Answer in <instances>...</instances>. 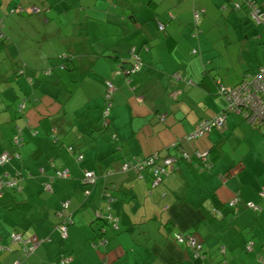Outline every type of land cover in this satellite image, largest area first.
<instances>
[{"label": "crops", "instance_id": "obj_1", "mask_svg": "<svg viewBox=\"0 0 264 264\" xmlns=\"http://www.w3.org/2000/svg\"><path fill=\"white\" fill-rule=\"evenodd\" d=\"M253 1L264 12V0ZM241 2L0 0V64L7 66L0 72V154L19 153L0 166V178L18 177L0 203V264L20 255L8 243L11 233L41 241L21 264H59L61 256L66 264H260L264 131L229 113L222 128L184 139L226 107L218 84L232 87L264 64V22H252L246 8L235 7ZM16 6L41 11L10 13ZM194 9L201 11L196 37ZM29 34L43 42L31 49L22 39ZM60 54L68 58L57 60ZM132 54L142 67L126 82ZM106 81L116 88L104 121ZM17 130L22 143L14 148ZM177 141L190 161L180 160L157 187L148 170L121 169L135 155L173 153ZM205 152L207 167L195 156ZM58 170L67 176L56 177ZM85 171L96 175L93 184L82 183ZM232 199H239L234 208ZM175 233L191 234L202 245L199 256Z\"/></svg>", "mask_w": 264, "mask_h": 264}, {"label": "built area", "instance_id": "obj_2", "mask_svg": "<svg viewBox=\"0 0 264 264\" xmlns=\"http://www.w3.org/2000/svg\"><path fill=\"white\" fill-rule=\"evenodd\" d=\"M241 4L236 3L235 7H244L247 9L249 18L252 20V22L256 24H261L264 22V12L255 4L253 0H241ZM41 9L36 6H29L27 8H23L21 6H16L10 10V13H27V14H34L40 12ZM201 11L200 10H193V32L192 37H196L199 33L198 29V23L200 20ZM158 31L164 30V25L159 23L157 26ZM192 53H196L195 50L192 51ZM64 57V55L60 56ZM130 65L129 67L124 71L127 75V78L125 79L126 82H129L128 77L130 75H134L137 72L140 71L142 67V62L140 59L133 55L130 58ZM173 77L176 79H181V76L178 73L173 74ZM187 84H193L191 80H187ZM115 85L111 81L105 82V92L103 94L104 98V108H103V118L105 121V118L108 116V112L110 110L111 106V93L115 90ZM217 92L222 95L226 99V107L215 117L207 118V119H201L199 120L194 130L191 133H188L184 136V139L187 141H192L200 136H202L204 133H207L211 131L212 129H220L225 124V119L227 114L229 113H237L239 114L242 119L247 122L248 124L257 127L264 131V64L258 68V70L255 73L246 74L244 78L240 81L238 85L235 87H225L222 85H219L217 88ZM141 98H139V101ZM19 108H23V105H19ZM160 121L164 120V116L159 117ZM112 139L115 138L114 135L111 136ZM13 144L19 145L20 139L15 136L13 138ZM176 144V143H175ZM173 144V146H175ZM72 147H68V151L72 152ZM179 150V147H178ZM196 158L200 161L202 165L205 167L210 165V162H208V152L205 153H196ZM12 157L18 158V153L14 152L12 154H9L8 152L4 151L2 154H0V166L8 162ZM77 160L82 159V155H78ZM135 163L126 162L122 165L121 169L123 171L129 169V168H135L138 171H141L144 167H148L153 176L151 178V186L157 187L161 181L162 177H167L170 174L174 173L177 170V162L178 160H184V161H190V155L186 153L184 150H180V152L177 155H167L165 157H161L158 153L151 154L148 158L142 159V158H136ZM6 176V175H5ZM56 177L63 178L67 176L66 170H58L55 173ZM7 177V176H6ZM96 180V175L94 172L91 171H85L82 183L84 185L93 184ZM16 178H7L6 180L0 179V195L2 192V188L4 185L8 187H15L16 186ZM46 187L49 188V184H46ZM88 193V191H85ZM258 195L260 197L264 198V185L260 187V190L258 191ZM164 196V194H162ZM239 202V199H232L229 202V207L234 208L237 203ZM68 202L65 201L61 204L60 211L61 215H63L62 223L58 227L60 235L65 238L66 236V223H69L70 215L66 213V207ZM246 207L251 208L253 210H257L258 207L255 206L252 202H245ZM108 219L112 220L110 216H108ZM115 228H117L116 224H113ZM174 239L180 243H184L190 250L193 252L194 256H199L202 245L196 241V239L188 233H175ZM10 242L11 243H18L22 247V253L24 256L29 255L30 253L34 252L38 246L40 245L41 241L37 240L35 237L25 239L18 233H12L10 234ZM264 247V244H263ZM1 248V247H0ZM5 249L10 252V248L8 246H5ZM245 250L250 251L252 250V242H248L245 245ZM69 258L60 257L59 264H66L68 262ZM258 261L260 264H264V254L259 256ZM12 264H20V260L16 259L12 262Z\"/></svg>", "mask_w": 264, "mask_h": 264}, {"label": "trees", "instance_id": "obj_3", "mask_svg": "<svg viewBox=\"0 0 264 264\" xmlns=\"http://www.w3.org/2000/svg\"><path fill=\"white\" fill-rule=\"evenodd\" d=\"M2 41H3V39H2V35L0 34V43H2ZM62 56V55H61ZM64 59H67L68 58V55H66V54H64V57H63ZM61 59H62V57H61ZM129 65H130V61L128 62V66L127 67H124V71L129 67ZM61 68H65V64H63L62 66H61ZM255 73V72H254ZM131 76V75H130ZM129 76V77H130ZM244 78V77H243ZM242 78V79H243ZM240 82H238L236 85H238ZM219 85H221V84H218L217 85V87H216V90H217V88H218V86ZM236 85H234V86H232V87H235ZM19 105H23V107H24V104L21 102L20 104H18L17 105V108H18V110L19 111H21L23 108H19ZM160 120V119H159ZM105 126L107 127V124H105ZM19 131L20 130H17V133L12 137V139H11V145L14 147V148H17L18 146H20L21 145V143H22V138L20 137V135H19ZM205 134V133H204ZM203 134V135H204ZM15 136H17L19 139H20V144L19 145H14L13 144V138L15 137ZM110 140H114V139H112L111 137H110ZM180 146V142L179 141H177L176 142V144H175V146L174 147H172V150H175V152H173V153H167V154H160V153H158L161 157H165V156H167V155H177L179 152H180V150H183L182 148H180L179 147ZM70 147H72V149H73V146H70ZM178 147H179V150H178ZM73 151V150H72ZM6 152H8L9 154H12V153H14V152H17L16 150H13V151H11V152H9V151H6ZM209 152H216V153H219V150H217V148H214V149H211ZM18 153V152H17ZM150 155H148V156H146V157H137L136 155L135 156H132L130 159H128V160H125L126 162H133V163H135L136 162V158H142V159H145V158H148ZM18 157H19V153H18ZM12 158H14V157H12ZM11 158V159H12ZM180 161V159L178 160V162ZM126 162H124V163H126ZM177 162V163H178ZM4 165V164H3ZM3 165H1V166H3ZM178 169V168H177ZM145 170H148L149 172H150V176H151V178H152V176H153V174H152V172H151V170L148 168V167H144L143 169H141V171H145ZM177 171V170H176ZM7 176V175H6ZM4 176L3 178H0V179H3V180H6L7 178H16V180L18 181V177L17 176ZM163 178L164 177H162V181H163ZM17 181H16V185H17ZM162 181H161V183H162ZM160 183V184H161ZM159 184V185H160ZM16 188V186L15 187H8V186H6V185H4L3 186V188H2V192H1V195H0V203H1V201L4 199V194H5V192H6V190L7 189H15ZM162 194H164L165 195V193H162ZM161 194V195H162ZM16 206V203H13V204H10V205H5V207L4 208H7V207H15ZM12 234V233H11ZM8 240H9V245H11V242H10V234H9V236H8ZM248 243V242H247ZM246 243V244H247ZM16 244H18V243H16ZM245 244V245H246ZM8 245V247L10 248V252H12L13 251V249H12V247L11 246H9ZM19 245V258L17 257V258H15L14 260H16V259H18V260H20V264H21V258H27V257H29V256H31L32 254H34V252L36 251H34V252H32V253H30L29 255H26V256H24V254L22 253V247H21V245L20 244H18ZM202 251V250H201ZM63 257H65V256H63ZM13 260V261H14ZM59 260H60V258H58V260H57V262L59 263Z\"/></svg>", "mask_w": 264, "mask_h": 264}, {"label": "rangeland", "instance_id": "obj_4", "mask_svg": "<svg viewBox=\"0 0 264 264\" xmlns=\"http://www.w3.org/2000/svg\"><path fill=\"white\" fill-rule=\"evenodd\" d=\"M7 29V25H6V23H3L2 24V30H6ZM23 40H25L26 41V45H28L31 49L32 48H35L37 45H39V44H41L42 42H43V37L42 36H39L38 37V35H36V34H29V37H23L22 38ZM22 39H19L17 42H18V45H20V44H22V42H24ZM25 43V42H24ZM8 53V49H7V47L2 51V54H7ZM62 54H60L59 56H61ZM59 56H57V60L59 59H61ZM63 60V59H62ZM22 66V65H21ZM21 66H19V68L21 67ZM2 67H3V69H6V65H5V63L4 64H0V72L3 70L2 69ZM2 75H0V77H1ZM0 86H3L2 84H0ZM224 243V242H223ZM224 245H226V243H224ZM220 247H221V245H220Z\"/></svg>", "mask_w": 264, "mask_h": 264}]
</instances>
